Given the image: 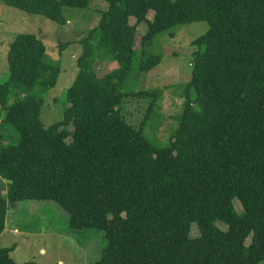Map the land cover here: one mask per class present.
<instances>
[{"label": "trees", "instance_id": "obj_1", "mask_svg": "<svg viewBox=\"0 0 264 264\" xmlns=\"http://www.w3.org/2000/svg\"><path fill=\"white\" fill-rule=\"evenodd\" d=\"M3 1L60 25L67 22L63 6L90 3ZM105 1L98 23L80 40L63 117L47 127L43 95L61 68L36 32L9 43V77L0 83V177L7 182L6 195L0 187V234L16 203L51 201L65 210L70 228L104 233L106 246L93 264H264V0ZM194 21L209 29L191 43L180 120L159 147L142 132L156 92L122 91L136 56V29L147 25L139 62L147 72L161 61L149 50L155 36ZM103 55L119 65L98 76L94 65ZM148 94L154 97L136 128L123 117L122 102ZM3 124L18 134L15 143L5 144ZM11 250L0 248V264H34L16 262Z\"/></svg>", "mask_w": 264, "mask_h": 264}, {"label": "rangeland", "instance_id": "obj_2", "mask_svg": "<svg viewBox=\"0 0 264 264\" xmlns=\"http://www.w3.org/2000/svg\"><path fill=\"white\" fill-rule=\"evenodd\" d=\"M107 7L105 0H90L86 8L63 6L67 22L60 25L42 15L27 14L0 0V83L9 77V43L22 32H36L46 45L48 59L61 68L55 86L43 95L45 103L41 108V120L45 127L62 119L64 108L68 105L66 92L77 73V58L82 53L80 40L98 23ZM147 16L152 19L153 11H149ZM130 22L134 23L135 19L130 18ZM146 28L145 22L137 26L136 56L122 91L135 89L156 92V102L142 125V132L151 143L163 147L180 120L183 90L191 77L192 53L196 49L191 43L209 29V24L206 21H194L158 33L149 50L161 55V61L151 70L140 72V40ZM118 65L116 59L103 55L96 59L94 70L98 76H103ZM14 91L18 92V87H14ZM153 97L149 94L126 97L121 107L127 123L138 128L145 119ZM13 100L14 97L10 96L9 101ZM1 113L0 109V119ZM68 128L73 129L72 126ZM3 133L5 144H13L18 139V134L9 124H3ZM0 187L2 194L6 195L7 182L1 177ZM233 203L237 212L241 213L243 209L240 201L234 198ZM6 222L7 227L0 234V248L11 247V257L20 263L58 264L61 260L64 264H93L100 258L107 243L102 231L92 228L77 231L70 228L65 210L51 201L16 203L10 207ZM216 225L227 229V224L220 220L216 221ZM190 235H199L196 223L191 225ZM41 248L46 250L45 254L40 252Z\"/></svg>", "mask_w": 264, "mask_h": 264}, {"label": "crops", "instance_id": "obj_3", "mask_svg": "<svg viewBox=\"0 0 264 264\" xmlns=\"http://www.w3.org/2000/svg\"><path fill=\"white\" fill-rule=\"evenodd\" d=\"M45 251H46V250H45V249H43V248H41V250H40V252H41V253H43V254H45ZM58 264H64V263H63V262H61V260H59V261H58Z\"/></svg>", "mask_w": 264, "mask_h": 264}]
</instances>
